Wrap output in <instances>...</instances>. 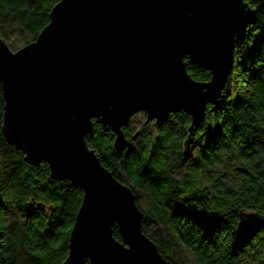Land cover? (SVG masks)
<instances>
[{"label": "water", "instance_id": "1", "mask_svg": "<svg viewBox=\"0 0 264 264\" xmlns=\"http://www.w3.org/2000/svg\"><path fill=\"white\" fill-rule=\"evenodd\" d=\"M244 17V0H58L35 40L12 49L0 36L4 136L28 162L45 161L52 177L83 191L60 264H167L134 193L85 136L95 118L123 150L122 127L138 111L158 122L184 110L180 165L189 134L225 87ZM185 57L210 77H190Z\"/></svg>", "mask_w": 264, "mask_h": 264}, {"label": "trees", "instance_id": "2", "mask_svg": "<svg viewBox=\"0 0 264 264\" xmlns=\"http://www.w3.org/2000/svg\"><path fill=\"white\" fill-rule=\"evenodd\" d=\"M57 1L0 0V36L12 49L35 40ZM244 12L225 87L189 134L180 165L190 116L184 110L158 122L138 111L122 127L129 137L123 150L95 118L85 136L134 193L143 230L167 264H264V0H244ZM184 63L190 77H210L189 57ZM3 106L0 83V264H60L83 191L7 141Z\"/></svg>", "mask_w": 264, "mask_h": 264}, {"label": "rangeland", "instance_id": "3", "mask_svg": "<svg viewBox=\"0 0 264 264\" xmlns=\"http://www.w3.org/2000/svg\"><path fill=\"white\" fill-rule=\"evenodd\" d=\"M243 219H244V221H247V220H246L247 218H243Z\"/></svg>", "mask_w": 264, "mask_h": 264}]
</instances>
